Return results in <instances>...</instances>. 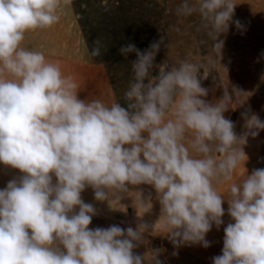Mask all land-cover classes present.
Returning a JSON list of instances; mask_svg holds the SVG:
<instances>
[{"label":"clouds","instance_id":"9594fccd","mask_svg":"<svg viewBox=\"0 0 264 264\" xmlns=\"http://www.w3.org/2000/svg\"><path fill=\"white\" fill-rule=\"evenodd\" d=\"M59 6L60 0H0V71L14 77L0 78V163L21 173L0 190V264H145L134 249L147 225L92 229L96 209L81 198L86 188L107 201L140 185L155 190L174 246L210 247L205 237L224 224L227 202L232 222L212 264H264V169L231 183L227 200L213 187L214 180H233L247 159L243 145L264 130V121L242 113L244 131L237 135L224 115L233 94L225 89L208 102L201 66L157 63L163 37L143 50L131 42L119 48L125 59L135 55L126 106L81 99L57 64L21 47L26 32L58 22ZM235 6L183 0L176 11L200 15L220 57V37L233 23L243 28L233 21ZM102 48L94 40L90 55L100 56ZM157 256L153 264H161Z\"/></svg>","mask_w":264,"mask_h":264},{"label":"rangeland","instance_id":"374dc122","mask_svg":"<svg viewBox=\"0 0 264 264\" xmlns=\"http://www.w3.org/2000/svg\"><path fill=\"white\" fill-rule=\"evenodd\" d=\"M77 1L80 5L79 14L71 0H60V6L56 9L58 22L49 28L26 32L21 47L41 52L47 62L57 64L62 74L71 77L78 85L81 99L88 101L99 99L110 105L117 102V98L104 65L95 64L91 58L79 19L90 18L96 24L102 15L115 10L113 8L118 0H107L106 4L102 3V0ZM119 1L129 6V0ZM151 1L133 0V12L138 18L136 29L144 43H138V48L143 50L150 42L163 37L164 42L156 57L157 63L165 60L169 65L178 66L183 61L201 66V76L203 72L206 76L201 80V84L208 90L205 97L208 102L216 103L223 96L225 89L233 94L228 105L229 111L224 115L230 119L231 115L235 114L237 135L244 131L245 120L242 113L247 112L249 116L256 114L264 121V0H233L236 5L233 21L239 20L243 28L237 29L233 23L229 31L220 37L224 41L220 57L213 47L215 41L208 35L209 30L203 26L205 22L198 13L186 17L177 15V7L183 0ZM194 2L195 0H189V3ZM155 9L158 12L156 30L152 41L148 42L147 36L153 32L150 21L152 16L156 15L153 11ZM63 21L68 23V31H65L64 27L61 28L60 24ZM2 68L0 65V70ZM91 77L94 83L91 82ZM0 78L14 77L7 71H0ZM92 85L96 87V92L92 91ZM86 93H90L88 98ZM191 139V134H186L184 143L189 146L190 154L195 156L196 153L190 147ZM253 140L254 138L249 136L247 143L243 145L247 159L245 158V164L241 161L233 180L213 181V187L225 200L229 198L228 190L231 183L242 182L247 173L251 174L255 169H264V146L261 148L254 146ZM212 155L217 160L222 159L215 152ZM1 171L19 172L0 163ZM10 180L12 179H0V190L4 189ZM118 195L119 198L110 194L107 201H97L93 189L86 188L82 192V200L91 203L96 209V215L93 216L89 227L95 229L118 225L125 229L128 227L136 229L141 224L147 225L146 229H141L144 232L142 244L134 249L136 254L145 256V264H153L157 253L161 264H212V257L222 254L224 227L232 222L227 215V202L223 205L224 224L219 229L213 225L205 237L210 242V247L204 248L200 244L176 247L167 236L168 229L164 219L160 218V204L151 186H129L128 192Z\"/></svg>","mask_w":264,"mask_h":264},{"label":"trees","instance_id":"16d2710c","mask_svg":"<svg viewBox=\"0 0 264 264\" xmlns=\"http://www.w3.org/2000/svg\"><path fill=\"white\" fill-rule=\"evenodd\" d=\"M71 2L75 10H77L76 12L79 14L80 5L78 1L71 0ZM116 3L115 8H113L115 10H113L112 13L102 15L99 22L96 21V24L95 21H92L90 18L83 19V17L79 19V24L89 52H91L94 40L99 39L103 44V48L101 49L102 54L97 57L91 56V58L95 64L104 65L113 93L117 98V102L126 106L127 101L124 99V93L129 86L131 78V65L129 60L135 59V55L130 54L128 59H125L119 53V48L129 42L134 43L137 47L138 43H144L142 37H140L136 29L138 27V18L133 12V0L128 1L129 6L124 5L119 0ZM153 11L156 15L152 16L153 18L151 17L152 20L150 21V28L153 32L147 36L146 40H148V42L152 41L153 35L155 34L154 30H156V18L158 12L156 9ZM91 82H95L92 77ZM92 86V91L96 92V87H94V85ZM90 93H86L87 98ZM230 120L234 122V113L231 115Z\"/></svg>","mask_w":264,"mask_h":264},{"label":"crops","instance_id":"0c3cea01","mask_svg":"<svg viewBox=\"0 0 264 264\" xmlns=\"http://www.w3.org/2000/svg\"><path fill=\"white\" fill-rule=\"evenodd\" d=\"M62 16V13H60ZM59 25V24H58ZM61 28H65V31H68V23H64V21L62 22V24H60ZM53 26V25H52ZM254 146H257L258 148H261V146H264V130L259 132V135L256 136L253 140ZM20 177V173L19 172H13V173H7V172H0V179L4 180V179H18Z\"/></svg>","mask_w":264,"mask_h":264}]
</instances>
